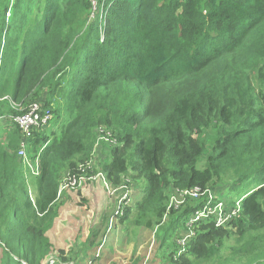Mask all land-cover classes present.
<instances>
[{
  "label": "trees",
  "instance_id": "obj_1",
  "mask_svg": "<svg viewBox=\"0 0 264 264\" xmlns=\"http://www.w3.org/2000/svg\"><path fill=\"white\" fill-rule=\"evenodd\" d=\"M36 2L30 19L33 0H0V264L52 256L46 233L62 184L81 178L100 128L117 141L101 177L125 186L130 201L138 184L128 180L144 187L113 230L120 224L130 241L159 228L162 264H264V0H99L92 23L90 0ZM32 103L54 106L55 117L27 137L12 120L23 113L14 104ZM29 160H40L35 200ZM195 188L244 201L230 227L202 223L180 250L175 235L208 199L170 211L171 195ZM99 236L92 232L87 254L103 246ZM103 256L85 259L102 264Z\"/></svg>",
  "mask_w": 264,
  "mask_h": 264
},
{
  "label": "rangeland",
  "instance_id": "obj_2",
  "mask_svg": "<svg viewBox=\"0 0 264 264\" xmlns=\"http://www.w3.org/2000/svg\"><path fill=\"white\" fill-rule=\"evenodd\" d=\"M90 1L92 3L93 12L89 15V23H92L97 20L99 0ZM37 10L39 11L38 4L36 0H33V4L30 5V12H34L30 16V19H34L36 17L38 12ZM6 17L8 19L11 18L9 12ZM99 18V21L103 25V21L106 19L103 7L100 8ZM14 108L22 112L25 107L22 108L19 104H14ZM49 108L53 111V118L51 120L53 122L55 117V108L54 106ZM96 135L97 140L95 150L91 155V159L86 164L79 166L81 172L78 175H80L81 178L77 182L71 181V185L64 187L61 191V195L59 196L61 202L59 214L55 219L52 228L46 233V236L53 247L51 251L52 254L54 253V255L60 256L58 252L64 251L67 255V259H69L68 256H71L72 252H75L80 254L79 257L81 258V262L75 261L76 264H89L86 262L87 259H85V256L92 255L87 254L86 251H84V248L86 249L85 245L87 244L92 232L99 230L100 236L98 240L102 242L103 246L98 250L101 256L104 254L103 257L106 264H132L134 262L136 264H162L163 261L158 258L161 239H158L156 236L159 228H156L153 232L146 228H141L131 236L130 241L126 238V234L123 232L124 227L120 224L117 226L118 228L115 227L116 231L113 230V227L108 230L109 222L107 227L104 229V218L107 220L113 213H119V215H121L129 204H132L131 208H136L144 197V193L142 192L144 187L142 180H138L137 182L128 180L131 182V185H133V189L134 184H138L134 191L135 195L133 193L134 197L132 201H130L128 190L125 186L122 185L119 188L114 189L105 178L101 177L102 174L99 172V166L102 164L103 160L107 158L108 149L106 148L111 145L108 143H99L98 145V138L101 137L108 139L110 142H113L112 146H117V141L114 138L113 132L105 128L98 129ZM25 146L24 149H22L24 151ZM20 152L19 156L21 157ZM25 155L27 157L26 152ZM25 164L26 165L23 166L25 180L32 192L31 197L35 200L37 194L32 191L30 185H33L34 177L40 173V160L35 162L29 160ZM87 171H97L98 173L95 176H90L87 175ZM132 175H136V173H133ZM69 177L72 176L68 175L65 179L67 180ZM248 191L250 192V189H248ZM246 193L247 192L242 195H245ZM126 194H128V199L123 202V209L120 208V210H116L115 206L116 204L118 205L121 195L124 197ZM222 197L233 200L242 198L241 196H236L234 194H227L226 196L222 195ZM96 215L97 217L95 218ZM191 230L193 231V228ZM186 234L187 230H184V232H180L175 235V242L180 250H182V247L180 246L182 240L179 239L184 238ZM236 243L237 240H230L228 242V246H234ZM109 246L112 247L109 249ZM230 252L231 250L227 249L225 253L226 255H229ZM76 259L77 256L75 260ZM226 259L228 260V263H231L235 258L233 256H228ZM72 264H74V261Z\"/></svg>",
  "mask_w": 264,
  "mask_h": 264
},
{
  "label": "built area",
  "instance_id": "obj_3",
  "mask_svg": "<svg viewBox=\"0 0 264 264\" xmlns=\"http://www.w3.org/2000/svg\"><path fill=\"white\" fill-rule=\"evenodd\" d=\"M95 5V2H94ZM53 118L52 110L50 108H45L40 103H32L27 108L23 109V113L15 118H12L13 122L19 126V128L22 130L23 134L25 136H30V134L33 132L34 129H43L47 127L51 120ZM113 143L110 142L106 138H98V143ZM20 155L22 158L26 159L25 152L22 150L20 152ZM79 179L77 178H67L65 179L61 191L64 189V187H68L71 185V181L77 182ZM126 188V187H125ZM127 189V188H126ZM128 190V189H127ZM60 191V195H61ZM129 199H130V193ZM128 194L124 195V197L121 195L120 201L116 207V210L123 209L122 206H124V201L128 199ZM207 197L208 201L207 203L201 207L200 209H197L189 218V220L186 222L185 226L187 228V234L184 238H180L179 240H182L181 246L184 247L189 240H191L193 237L196 236V229L199 228V226L202 223H213L216 228H228L231 226V224L234 222V220L237 218V216L241 212V204L244 201V198L233 200V199H225L224 197H221L218 195V193L207 190L205 192H202L200 189H193V190H186L182 192H173L171 195V201L169 205V210H175L178 211L184 205L188 200L191 201H200L203 199V197ZM123 197V198H122ZM124 211L122 212V214ZM121 214V215H122ZM119 213L114 214L113 217L110 220V226L109 228L113 226L114 220L117 216H121ZM193 228V231L191 230ZM193 234V236H192ZM182 251H180V254ZM96 258H99L101 256L99 250L96 253ZM78 260V259H77ZM63 261L60 256L52 254V256L44 261L43 264H72L73 262L69 263ZM89 264H92L91 262H88ZM74 264L75 261H74Z\"/></svg>",
  "mask_w": 264,
  "mask_h": 264
},
{
  "label": "crops",
  "instance_id": "obj_4",
  "mask_svg": "<svg viewBox=\"0 0 264 264\" xmlns=\"http://www.w3.org/2000/svg\"><path fill=\"white\" fill-rule=\"evenodd\" d=\"M69 194V193H68ZM114 214V213H113ZM112 214V215H113ZM112 215L110 216V217H108V219L106 220L105 218L103 219V222H104V229L107 227V225H108V222H109V226H110V220H111V218H112ZM97 217V215L95 216V218ZM94 218V219H95ZM95 223H96V221H95ZM63 227V226H62ZM64 228V227H63ZM109 228V227H108ZM118 228V227H117ZM98 240V239H97ZM98 241H100V240H98ZM70 250H72V249H70ZM98 252V250L96 251V249L94 250V251H92V253H91V251H90V253H89V255H96V253ZM70 255V254H69ZM72 256H80V254H78V253H75V252H72ZM78 259V260H77ZM77 259L75 260V261H78V262H81V259L80 258H78L77 257Z\"/></svg>",
  "mask_w": 264,
  "mask_h": 264
},
{
  "label": "clouds",
  "instance_id": "obj_5",
  "mask_svg": "<svg viewBox=\"0 0 264 264\" xmlns=\"http://www.w3.org/2000/svg\"><path fill=\"white\" fill-rule=\"evenodd\" d=\"M108 230H110V228H108Z\"/></svg>",
  "mask_w": 264,
  "mask_h": 264
}]
</instances>
